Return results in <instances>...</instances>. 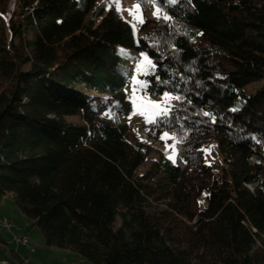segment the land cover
I'll return each mask as SVG.
<instances>
[{"label":"trees","instance_id":"obj_1","mask_svg":"<svg viewBox=\"0 0 264 264\" xmlns=\"http://www.w3.org/2000/svg\"><path fill=\"white\" fill-rule=\"evenodd\" d=\"M136 1L171 19L136 36L98 0H0V202L93 264H264V0ZM139 81L137 102L182 97L170 116L133 118ZM137 119L175 135V163L160 149L139 174Z\"/></svg>","mask_w":264,"mask_h":264},{"label":"rangeland","instance_id":"obj_2","mask_svg":"<svg viewBox=\"0 0 264 264\" xmlns=\"http://www.w3.org/2000/svg\"><path fill=\"white\" fill-rule=\"evenodd\" d=\"M13 3L14 2L12 1L9 5V12L12 10L11 7L13 6ZM119 3L121 8L123 9L121 13L132 24L136 36L140 34L141 27L146 19L148 21L157 19V17L154 15V11L156 8L152 7L144 13L140 7L141 11L138 15H142L143 19V22H140V19L133 15H130L129 11H127V9L133 8V6L138 3L136 0H119ZM98 4H104L107 8L112 5H115L112 3V0H98ZM142 54L146 55L147 60L142 57ZM131 55L134 56V58L136 59V74L143 72V66L149 64V60L151 62L153 61L152 59H149L146 53H137L131 51ZM142 60L144 61L143 63H141ZM134 87L138 89L135 93L136 98L141 100V95L143 94V92L140 88V83H138V85H135L134 83L132 84L130 96L131 100L133 101L132 97ZM91 97L95 98L94 106L98 104V107L105 108V114L107 116H110L109 113L113 105H111L108 101L109 97H99L98 95L93 93H91ZM148 101H161V98L147 95V99L144 103L136 101V103L138 105H141V107L148 113V115H151L154 109L150 104L147 103ZM135 117L142 118L145 116L136 114L133 118ZM68 119L73 120L75 122H78L80 120L79 117H71ZM137 120L138 122L136 120L134 121V126L136 134L140 138V141H144L153 146V150L151 152L150 157L147 159L145 164L139 169V174L143 175L148 169H150L151 165L159 159L160 149L165 150L167 155H174V157L176 158V147L174 149L167 148V145H175L176 140L167 138L165 140H161L160 137L155 139L145 127L141 126V124L139 123L141 122V119ZM166 133H168L170 136L173 135L169 132ZM204 149L209 160H216L220 158V154L213 147V140L208 141L204 145ZM200 201L204 205L206 204V194H203L201 196ZM3 220H7L8 222H10L11 227L3 226L1 224ZM26 236L28 238V244H23L22 242L16 241L17 237ZM0 238L8 243L6 252L4 254H0V264H28V262H31L32 264H93L89 260L82 258L77 253L57 247H46L44 245L45 238L41 229L38 226L34 225V221L21 211L19 206L16 204L14 197L11 194L6 196L5 199L0 202ZM67 253L72 255H65Z\"/></svg>","mask_w":264,"mask_h":264},{"label":"snow or ice","instance_id":"obj_3","mask_svg":"<svg viewBox=\"0 0 264 264\" xmlns=\"http://www.w3.org/2000/svg\"><path fill=\"white\" fill-rule=\"evenodd\" d=\"M168 3L170 4H174L176 2V0H167ZM112 3L115 4V7H116V11L118 12H121L123 11V9L121 8L120 6V3H119V0H112ZM149 3H152V4H155L156 3V0H149ZM127 11H129V14L130 15H133L135 17H137L138 19H140V22H143V19H142V15H138L141 11L140 9V4L137 3L136 5L133 6V8L131 9H127ZM162 13V9H160L159 7H156L155 11H154V15L158 18V19H165V20H170L171 17H169L167 15V13ZM122 54H126L123 52V50H121ZM142 57H144L145 60H147V57L145 54H142ZM144 61L142 60L141 63H143ZM149 65H150V68H155V64L152 63L150 60L148 61ZM145 75H147L148 73L145 72L144 73ZM140 83L141 85V88H145L147 87V84L146 82H138ZM138 89H136L134 87L133 89V115H136V114H140L142 116H145L146 119H147V122L148 123H155L157 121V119H164V118H167L168 116L171 115V111H172V101L173 100H176V101H179L182 99V97L180 96H171L170 93L168 92H165L163 93V96L161 98V101H148L147 103L150 104L152 106V108L154 109L151 113V115H148V113L141 107V105H138L136 103V96H135V93ZM142 99V98H141ZM233 111H236L237 109H232ZM204 115L206 116H210L211 114L210 113H203ZM131 118V117H130ZM213 120H214V117H213ZM172 139V140H176V137L175 135H169L168 133H163L161 134L160 136V139L161 140H165V139ZM177 143H179L180 141L177 140L176 141ZM167 148H175V145L174 144H171V145H167ZM167 158L169 160H171L173 163H175V157L174 155H168Z\"/></svg>","mask_w":264,"mask_h":264},{"label":"built area","instance_id":"obj_4","mask_svg":"<svg viewBox=\"0 0 264 264\" xmlns=\"http://www.w3.org/2000/svg\"><path fill=\"white\" fill-rule=\"evenodd\" d=\"M1 223H8V225H10V227H11V223L10 222H8L7 220H3ZM16 241L17 242H22L23 244H28L27 243V239H25L24 237H17L16 238ZM31 250H32V247H31ZM1 259V258H0ZM3 260V259H2ZM28 263H30V262H28Z\"/></svg>","mask_w":264,"mask_h":264},{"label":"bare ground","instance_id":"obj_5","mask_svg":"<svg viewBox=\"0 0 264 264\" xmlns=\"http://www.w3.org/2000/svg\"><path fill=\"white\" fill-rule=\"evenodd\" d=\"M3 226H5V227H10V225H8V223H1ZM25 239H27V243H28V238H27V236L26 237H24Z\"/></svg>","mask_w":264,"mask_h":264},{"label":"crops","instance_id":"obj_6","mask_svg":"<svg viewBox=\"0 0 264 264\" xmlns=\"http://www.w3.org/2000/svg\"><path fill=\"white\" fill-rule=\"evenodd\" d=\"M65 255L69 256V255H72V254L67 253V254H65ZM30 263H31V262H30ZM31 264H32V263H31Z\"/></svg>","mask_w":264,"mask_h":264}]
</instances>
